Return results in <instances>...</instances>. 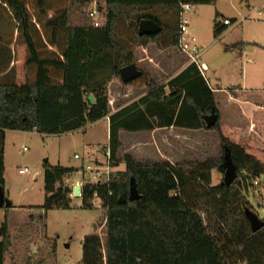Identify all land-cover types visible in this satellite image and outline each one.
<instances>
[{"label":"trees","instance_id":"16d2710c","mask_svg":"<svg viewBox=\"0 0 264 264\" xmlns=\"http://www.w3.org/2000/svg\"><path fill=\"white\" fill-rule=\"evenodd\" d=\"M67 1L87 4L92 0ZM2 2L5 9L9 8L19 36L14 42L12 37L3 40L0 34V151L5 147L6 131L61 135L109 116L113 167L120 165L119 152L124 148L121 131L178 127L215 130L223 154L227 148L239 174L230 187L213 185V171L225 173L224 155L176 165L124 155L125 170L116 172L108 185L97 189L106 209V240L103 243L99 235L86 236L80 264H264V227L252 231L243 195L248 180L264 178V163L223 136L214 91L197 65L189 64L162 85L142 72L139 79H146L147 93L109 115V84L120 78L121 69L135 64L134 50L121 41L120 21L132 28L137 41L133 47L149 42L178 47L182 5H211L216 0H104L105 23L100 28L70 26L69 12L65 11L48 23L54 40L58 33L65 32L61 53L55 58L42 57L35 37L37 23L25 1ZM43 2L39 0L41 5ZM158 10H164L165 19L154 14ZM170 16L173 24L166 20ZM218 19L216 13L215 39L227 30ZM144 20L156 22L161 32L138 36ZM0 27L10 28L11 24L4 21ZM18 43L26 46V64L36 68L32 82H16L10 46ZM213 110L218 122L208 129L204 117ZM132 180L141 196L136 201L128 199ZM4 187L5 180L0 177V189ZM95 191L83 187L84 207H92ZM122 196L127 198L125 203L119 201ZM6 211L8 220L9 208ZM39 218L44 222L43 216ZM13 244L6 221L0 225V264H7Z\"/></svg>","mask_w":264,"mask_h":264},{"label":"rangeland","instance_id":"374dc122","mask_svg":"<svg viewBox=\"0 0 264 264\" xmlns=\"http://www.w3.org/2000/svg\"><path fill=\"white\" fill-rule=\"evenodd\" d=\"M24 1L37 23L35 37L44 58L58 57L65 41L64 31L58 33L54 40L52 27L48 24L50 19L68 11L70 26H92L89 16L92 9H100L106 14L104 0H92L87 4L67 0H44L43 5L39 0ZM3 8V2L0 0V24L7 21L11 27H0V34L3 40L12 37L15 42L19 36L16 24L11 18L9 8ZM216 13H219L218 21L222 24L225 19L233 22L218 39L214 38L213 29ZM154 14L162 19L167 16L164 10H158ZM185 17L189 21L190 34L198 39L202 53L201 61L209 69L206 73L208 80L211 86L217 89L215 103L220 114V127L224 124L227 133H230V128L235 129L238 126L239 115H246L248 108L243 100L237 101L235 98L232 101L229 98L232 89L237 91V87H242L243 84L250 88L264 89V0H216L215 4L194 7ZM166 20L174 23L172 16ZM119 30L121 41L134 50V63L139 70L162 85L163 80H158L152 74V64L154 67H159V64H151L147 58L150 56L151 62L158 61L156 48L151 46L144 52L145 57H141V47H133L137 41L133 38L129 24L120 21ZM2 44L4 45L3 41ZM10 47L13 53L11 67L16 82H32L36 68L26 64V46L18 43ZM176 55L179 59L189 62L180 49ZM246 57L250 61L248 67L244 65ZM144 58H147L146 62H139ZM115 79L117 82L110 88L109 84L107 91L109 115L115 113L118 108L138 100L141 93H147L146 79H139L127 85L120 78ZM249 95L244 96L254 98ZM257 95L256 99L264 100V94ZM6 132V147L0 151V177L5 180L4 191L9 205V219H6V208L0 209V225L7 221L14 238V244L7 256V264H27L30 259L31 264L40 261L42 264H80L83 258V240L86 236L99 235L103 243L106 240V210L98 206L84 207L83 200L74 196V187L83 185L82 175L80 174L81 181H70L69 178L72 175L77 178L76 174L81 171L85 161L93 163L92 157L89 160L90 156L86 157V154L93 148L91 146H95L93 150L100 146L87 143L102 145L107 141V121L98 122L86 132L74 131L61 135ZM200 135L194 140L198 146L186 144L187 139L182 142L188 152H194L198 159L204 161L209 158L218 159L224 155L219 134L215 130L203 129V134ZM230 136L236 138L234 134L230 133ZM176 140L178 139L169 137L165 141L169 142L165 151L171 155H174L173 142ZM229 141L236 143L237 138L236 142ZM25 147L27 150L23 151ZM103 147L99 150L100 154ZM124 150L123 148L122 152ZM122 152L119 153L118 161L123 158ZM75 155H79L80 159L75 158ZM97 158L98 161L102 159L99 156ZM23 168H28L29 172L20 175L19 170ZM123 169L114 167L113 179L116 172ZM212 180L213 185H218L223 182L224 174L214 170ZM255 181L246 182L243 195L247 207L263 220L264 180L260 178ZM122 193L124 195V192ZM40 216L44 217V222L40 220Z\"/></svg>","mask_w":264,"mask_h":264},{"label":"crops","instance_id":"0c3cea01","mask_svg":"<svg viewBox=\"0 0 264 264\" xmlns=\"http://www.w3.org/2000/svg\"><path fill=\"white\" fill-rule=\"evenodd\" d=\"M199 6H204V5H199ZM159 45L153 42H149L147 45H139V46L141 47L142 50L141 57L142 56L145 57L146 53L144 52H146V50L151 48V46L156 48L155 52L158 61L156 63L154 61L151 62L152 58L150 56H148L147 58H149V62L151 64L152 63L159 64V67L158 65L157 67H154V65L152 64L153 66L152 74L158 80L159 79L163 80L162 84H166L169 80H171L172 78L177 76L180 72H182L190 63L183 59L181 60V58L179 59V57H177L176 54H178L179 51L177 47L165 46L163 43ZM147 58L141 59L139 62H144V61L146 62ZM249 64L250 61L248 60V57H246L244 61L245 67H248ZM206 78L208 80L207 74H206ZM116 82H117L116 79L113 80L110 83L109 88L112 86V84H115ZM209 85L214 91V98H215L217 89L213 88L210 82ZM262 92H264V89L250 88L249 86L244 84L242 85V87L241 86L237 87V91H235V89H232V92L229 93V98L232 99V101H234L235 98L237 99V101L243 100L244 104L247 105L248 108L246 111V115L245 114L239 115L240 120L238 126L235 129L234 128L229 129L232 130L230 132L231 134L236 135L237 142H236V138H231V136L229 137L230 133H227L226 131L227 128H225L224 124L221 125V132L225 138L229 140H233L234 142H236L235 144L243 147L248 155L264 163V100L256 99V97L258 96L257 94L259 93L264 94ZM145 94L146 92L141 93L138 96V99ZM245 94H250L252 95V97L254 96V98L251 97L246 98L244 96ZM240 95L242 96L240 97ZM125 106H128V104H126ZM121 108H118L116 111H118ZM100 121H107V141L102 145L97 143L91 144L92 142L87 143L88 145L100 146L96 150H93L95 149V146H91L93 148L89 149L86 154V157L90 156L89 160H91L92 157L91 161L93 162H99L98 161L99 159L97 158L98 156L99 158L100 157L102 158L99 152L101 146L103 147L109 145V134H110L109 116L101 119ZM98 122L88 125L86 128L78 131L86 132L87 130H89V128H92ZM221 124H222V120H221ZM7 133L8 132H6L5 137H7ZM200 134H203V129L192 130V129L178 128V127L158 128L153 131H142V132L121 131L120 140L123 143V147L125 150L123 152L120 151L119 153L121 152L123 153L122 157H124V155H132L137 160H153L156 162H168L173 165L181 164L185 162H203L204 159L202 160L198 159L197 155L194 152L192 151L188 152L187 149L185 148V145L183 146L182 144V142H185V140L187 139L188 142L186 144L190 143L193 146H198L194 140L195 138L200 137L201 136ZM169 137L178 139L173 142L174 151H175L174 155H171L169 152L165 151V148L169 144V142L166 143L165 141ZM85 162L87 163V161ZM119 167L124 168L122 171L125 170V164L122 160H120V165L116 167V169H118ZM76 175L77 178H74L75 176L72 175L69 178V180L81 181L80 171H78ZM262 179L264 180L263 177Z\"/></svg>","mask_w":264,"mask_h":264},{"label":"built area","instance_id":"2783aa9c","mask_svg":"<svg viewBox=\"0 0 264 264\" xmlns=\"http://www.w3.org/2000/svg\"><path fill=\"white\" fill-rule=\"evenodd\" d=\"M194 6L192 4L182 5L180 12V32H179V49L187 56L190 64L198 66L201 74L206 77V72L209 70L208 67L201 61V49L199 46L198 39L190 34L189 21L185 17V14L192 11ZM92 26L100 28L105 23V14L100 9H92L89 13ZM224 25L230 26L233 22L229 19L223 21ZM25 147L23 151H26ZM102 159L99 162H93L92 164L86 163L80 171L83 179V185H81V197L83 187L89 186L90 188L96 189L93 199L91 200L92 206H98L105 209L103 206L102 199L99 197L97 189L102 185H108L112 180V172L114 167L112 166L111 149L108 146L102 148L101 153ZM75 158L80 159L79 155H75ZM29 172L28 168L19 170L20 175H25ZM257 184V181H255ZM122 195V193H120ZM109 195H113L112 191H109ZM80 197V198H81ZM106 210V209H105Z\"/></svg>","mask_w":264,"mask_h":264},{"label":"water","instance_id":"95a60500","mask_svg":"<svg viewBox=\"0 0 264 264\" xmlns=\"http://www.w3.org/2000/svg\"><path fill=\"white\" fill-rule=\"evenodd\" d=\"M162 30V27L159 26L156 22L151 20H144L141 21L139 25L138 30V36H155L159 34ZM142 77V71L139 70L136 64L129 65L120 71V79L124 84H129L131 82H134ZM92 104L95 103V99L93 95H90L89 97ZM204 121L206 123V127L208 129H211L215 127V125L218 122V115L216 114L215 110L212 111L211 114L204 117ZM224 180L222 182L223 185L226 187H230L238 178L236 167L231 159V155L229 150L226 148L225 154H224ZM74 196L75 197H81V187L75 186L74 188ZM141 198L137 187L135 185V182L131 181V186L129 190V196L128 199L131 201H136ZM120 203H125L127 201V198L120 197L119 198ZM3 208H9V205L6 202L5 192L3 189H0V209ZM245 215L248 219L250 226L252 228L253 232H257L262 227H264V220L260 219L250 208L245 207Z\"/></svg>","mask_w":264,"mask_h":264}]
</instances>
